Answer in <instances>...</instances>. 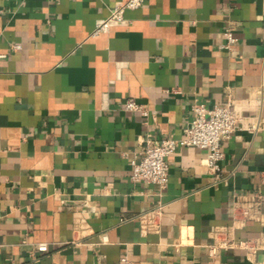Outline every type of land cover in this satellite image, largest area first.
I'll use <instances>...</instances> for the list:
<instances>
[{
  "label": "crops",
  "instance_id": "obj_1",
  "mask_svg": "<svg viewBox=\"0 0 264 264\" xmlns=\"http://www.w3.org/2000/svg\"><path fill=\"white\" fill-rule=\"evenodd\" d=\"M118 1L0 0V264H264V127L223 142L220 179L187 146L166 189L131 179L143 138L182 137L195 103L264 124V0H147L93 35ZM218 229L257 251L210 256Z\"/></svg>",
  "mask_w": 264,
  "mask_h": 264
},
{
  "label": "built area",
  "instance_id": "obj_2",
  "mask_svg": "<svg viewBox=\"0 0 264 264\" xmlns=\"http://www.w3.org/2000/svg\"><path fill=\"white\" fill-rule=\"evenodd\" d=\"M147 0H119L111 8L110 14L105 19L99 21L93 35L101 32H107L114 25L126 24L128 22L125 17L127 10H135L142 7ZM225 42L222 45L227 51H231L237 41L234 28L231 25L225 27L223 31ZM124 109L131 112L140 113L144 117L149 116V109L146 105L141 104L133 98H127ZM194 115L183 129V136L180 138L166 137L161 142H156L150 135L143 138V146L135 159L132 160L133 182H144L155 184L160 190L167 188L169 183V164L168 158L180 147H197L206 150L204 158L205 164L209 167L211 173L217 179L222 174L221 161L224 158L222 144L229 139L238 129L246 128L251 132H257L264 124L261 122H253L243 125L241 118L233 107L232 103L227 101L208 107L203 103H195L192 107ZM158 209L141 215V221L149 230L156 229L153 220L157 216ZM242 220L235 215V221H244L250 216V210L242 211ZM223 230L218 229L215 232L214 240L207 245L209 255L214 257L222 249H232L243 247L250 253L254 254L258 245L254 239H241L236 241L232 236L226 238L219 237ZM227 232H229L227 230ZM229 234V233H228ZM106 240V236H103ZM40 251H46L47 245L42 243L38 245ZM123 264H133L128 257L122 258Z\"/></svg>",
  "mask_w": 264,
  "mask_h": 264
}]
</instances>
